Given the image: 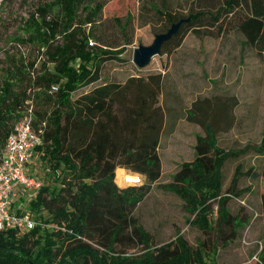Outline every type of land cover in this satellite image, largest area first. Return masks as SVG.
<instances>
[{
	"label": "trees",
	"instance_id": "trees-1",
	"mask_svg": "<svg viewBox=\"0 0 264 264\" xmlns=\"http://www.w3.org/2000/svg\"><path fill=\"white\" fill-rule=\"evenodd\" d=\"M189 1L191 12L178 17L173 13L174 0H161L164 12H158L170 26L187 18L180 31L163 45V52L179 47L187 29L224 30L233 25L244 36L243 49L251 47L264 56V0ZM106 3L47 0L29 11L19 21L17 31L8 36L15 47L41 54L32 58L24 51L19 54L20 49L4 52L0 154L16 125L30 116L43 136L30 169L33 172L36 167L44 185L26 208L65 230L41 226L25 233L0 230V264H219L215 260L208 263L201 248H191L181 236L142 256L115 250L117 241L128 232L142 242L149 239L134 210L160 179L162 163L158 151L160 128L151 118L159 89H118L119 84L105 82L73 98L82 85L97 82L103 63L121 52L113 49L118 45L109 41L106 27H102ZM149 5L156 9L153 0ZM113 20L127 39L132 16ZM5 24L1 19L0 27ZM129 91H135L140 104L132 109V122H126L120 128L123 132L118 133L115 105ZM248 148L226 150L212 136L199 135L194 160L183 162L173 182L165 186L184 201L187 211H199L194 221L201 228L210 227L207 202L222 194L226 162L245 154ZM118 167L142 175L143 183L122 188L116 181ZM249 174L264 177L256 169L250 172L238 167L234 182ZM229 192L237 193L234 187ZM224 201L219 222L231 217ZM262 205L264 209V193ZM128 238L132 240L133 236ZM259 262L264 264V251Z\"/></svg>",
	"mask_w": 264,
	"mask_h": 264
},
{
	"label": "rangeland",
	"instance_id": "rangeland-1",
	"mask_svg": "<svg viewBox=\"0 0 264 264\" xmlns=\"http://www.w3.org/2000/svg\"><path fill=\"white\" fill-rule=\"evenodd\" d=\"M45 1L0 0V20H6L0 27V72L4 52L9 49H20L19 54L24 51L32 58L41 54L20 45L15 47L8 36L17 31L19 21L29 11ZM149 1L107 0L102 27H106L109 41L118 45L113 49L121 52L103 63L97 82L84 84L73 93L75 99L105 82L119 84L118 89H159L151 118L160 128L162 175L134 210V216L150 237L142 242L125 233L115 244V250L142 256L181 236L191 248H201L208 263L215 260L219 264H260L264 251V177L253 178L249 174L234 182V175L238 167L264 173V56L251 47L243 49L244 36L233 25H227L224 30L187 29L179 47L170 52L162 50L147 66L139 68L133 61L134 49L141 43L151 44L157 33L170 27L162 14L161 0H153L156 9L150 7ZM172 7L176 16L185 17L193 5L189 0H174ZM129 15L132 22L126 39L113 18ZM137 100L135 91H129L116 103V132L122 133L120 128L134 119L132 109L140 104ZM199 135L212 136L226 150L249 147L245 154L226 162L222 194L207 202V230L195 223L199 211H187L184 201L165 187L173 182V175L183 162L194 160ZM121 172L123 176L128 174L119 169L117 183L128 187ZM232 187L237 193L229 192ZM222 201L231 216L225 222L218 220Z\"/></svg>",
	"mask_w": 264,
	"mask_h": 264
},
{
	"label": "built area",
	"instance_id": "built-area-1",
	"mask_svg": "<svg viewBox=\"0 0 264 264\" xmlns=\"http://www.w3.org/2000/svg\"><path fill=\"white\" fill-rule=\"evenodd\" d=\"M92 44V43H91ZM56 88V87H53ZM43 142L42 131H38L27 116L22 119L9 135L0 154V230H14L25 233L37 226L50 230H65L64 227L39 219L37 213L28 210L27 203L33 200L44 185L43 178L31 172V162L37 147ZM139 176L133 183L129 177ZM125 184H142V175L129 173L123 176ZM78 238H83L78 235Z\"/></svg>",
	"mask_w": 264,
	"mask_h": 264
},
{
	"label": "water",
	"instance_id": "water-1",
	"mask_svg": "<svg viewBox=\"0 0 264 264\" xmlns=\"http://www.w3.org/2000/svg\"><path fill=\"white\" fill-rule=\"evenodd\" d=\"M186 20L187 18H181L180 20L173 22L166 31L157 33L151 44H139L134 49V63L139 68L147 66L155 55L160 54L163 45L180 31Z\"/></svg>",
	"mask_w": 264,
	"mask_h": 264
},
{
	"label": "clouds",
	"instance_id": "clouds-1",
	"mask_svg": "<svg viewBox=\"0 0 264 264\" xmlns=\"http://www.w3.org/2000/svg\"><path fill=\"white\" fill-rule=\"evenodd\" d=\"M129 179L133 183H138L140 181V177L138 175L137 176L129 177Z\"/></svg>",
	"mask_w": 264,
	"mask_h": 264
},
{
	"label": "crops",
	"instance_id": "crops-1",
	"mask_svg": "<svg viewBox=\"0 0 264 264\" xmlns=\"http://www.w3.org/2000/svg\"><path fill=\"white\" fill-rule=\"evenodd\" d=\"M119 169H123V170H125L126 172H128L125 168H123V167H118V168L116 169V181H117V177H118L117 172H118ZM121 173H122V172H121ZM121 177H122V180H123V173H122ZM117 182H118V181H117Z\"/></svg>",
	"mask_w": 264,
	"mask_h": 264
}]
</instances>
